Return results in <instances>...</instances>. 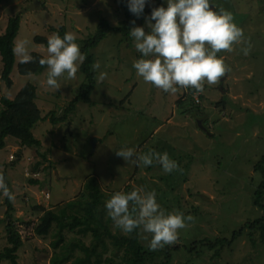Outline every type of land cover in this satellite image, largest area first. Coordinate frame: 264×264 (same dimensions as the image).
<instances>
[{"label": "rangeland", "instance_id": "374dc122", "mask_svg": "<svg viewBox=\"0 0 264 264\" xmlns=\"http://www.w3.org/2000/svg\"><path fill=\"white\" fill-rule=\"evenodd\" d=\"M37 1L40 8L30 12L31 0H0V35L11 17L21 16L12 87L1 78L0 62V108L2 97L14 99L31 83L37 87L36 103L44 119L33 130L42 142L39 149L23 147L10 137L0 148V175L15 194L9 202L0 196V252L8 245L6 221L11 218L23 240L18 264H51L57 252L53 244L59 240L58 230L53 229L46 237L35 235L34 227L44 215L41 209L58 211L76 199L94 176L105 196L104 204L116 191L143 187L155 190L158 202L167 211L179 210L195 218L178 230L173 244L155 251L149 248L151 234L140 230L142 246L154 255L146 264H164L168 251L170 264H264V230L252 228L264 212L255 205V192L264 180V164L263 170L258 168L264 160V0H210L214 9L233 14L245 38H250L252 49L245 56L241 45L236 44L232 51L218 53L227 71L215 84L204 82L200 93L205 95L204 113L203 101L200 108L190 104L191 96L196 99L191 88L169 94L138 77L132 64L140 53L131 36L117 31H110L91 51L95 65L99 64V68L94 65L93 104L82 103L69 111L86 81L81 72L84 60L75 78H58V89L47 85L46 69L38 76H23L18 63L30 61L34 53L48 55L47 46L36 43L37 37L47 40L52 33L61 35L64 29L74 33L82 50L83 41L96 33L101 19H106L112 29H119L127 15L122 0H43V8L41 0ZM161 5L164 0H149L136 26L149 31L145 18L152 8ZM102 71L108 77L99 81ZM64 116L67 118L62 122L53 123V117ZM206 127L214 135L204 133ZM124 147L133 148L138 155L150 150L167 152L179 169L166 173L158 162L137 166L116 155ZM106 218H110L107 210ZM109 226L113 235H129L112 220ZM246 226L232 245L209 248L207 241H229L234 232ZM63 234L66 245L83 239L70 230ZM83 241L88 246L93 242L91 235ZM107 244L104 259L124 258V249L117 251L112 240Z\"/></svg>", "mask_w": 264, "mask_h": 264}, {"label": "clouds", "instance_id": "9594fccd", "mask_svg": "<svg viewBox=\"0 0 264 264\" xmlns=\"http://www.w3.org/2000/svg\"><path fill=\"white\" fill-rule=\"evenodd\" d=\"M148 2L127 0V7L140 17ZM164 5L152 8L150 16L145 18L149 31L146 32L144 26H134L129 31L140 53L132 68L144 82L169 94L177 93L180 88H191L195 95L204 91L205 81L212 85L225 75L227 66L223 56L218 55L221 50L232 51L234 45L239 44L243 55L250 54L251 40L245 38L244 30L230 11L214 9L210 0H164ZM47 53L39 63L47 66V85L57 89L58 78L64 75L75 78L79 63L85 59L72 32H66L63 37L52 33L47 39ZM95 67L99 68V64ZM107 77L108 73L102 71L97 78L103 81ZM116 155L137 166L158 162L166 173L179 169L178 162L167 152L150 150L138 155L133 148L124 147L116 151ZM0 196L10 201L15 199L3 175H0ZM104 207L107 216L123 232L140 229L151 234L149 248L153 251L173 244L178 230L195 219L179 210L167 211L158 202L156 191H146L143 187L112 193Z\"/></svg>", "mask_w": 264, "mask_h": 264}, {"label": "trees", "instance_id": "16d2710c", "mask_svg": "<svg viewBox=\"0 0 264 264\" xmlns=\"http://www.w3.org/2000/svg\"><path fill=\"white\" fill-rule=\"evenodd\" d=\"M43 2V0H41ZM41 7H45V1ZM127 15V21L125 25L119 29H112L106 19H101L99 22V28L96 33L83 41V47L81 52L85 59L81 65V72L85 75V83L81 86L80 92L77 97L72 101L70 110L73 111L79 104H93L91 101V93L96 87V75L97 71L94 70L95 58L91 54V51L96 49L99 44L108 36L110 31H117L126 35H129V31L132 27L136 26L138 20H142L145 11L142 16L136 17L132 14L126 4V0H122ZM135 21V24H133ZM21 28V16H13L9 19L6 31L0 35V62L3 64V70L1 78L6 82L8 87H12L13 80L12 74L16 67L17 58L15 53V40L19 34ZM66 32H61V36ZM36 43H42L47 46V40L41 37L36 38ZM43 56L34 53L31 56L30 61H22L18 63V72L20 75L38 76L46 69V65L42 66L39 61ZM194 95L195 90L190 89ZM202 95H199V103L193 98H190L191 105L199 107L201 104ZM37 87L31 83L25 85L14 99L9 97L1 98L0 108V148L5 146L6 138H13L20 142L21 146L27 148L39 149L42 142L37 139L33 130L37 124L44 120L41 116V110L37 103ZM64 116L61 119L53 117V123L57 124L65 120ZM263 163L258 165V168H262ZM189 168V166H188ZM264 174V170H263ZM126 192L133 190L131 186H128ZM255 205L264 211V180L256 190ZM105 196L99 185V180L96 177H91L83 188L81 194L67 204H64L58 211L44 210V215L41 217L40 222L34 227V233L39 237H46L49 233L55 229L58 230L59 240L53 244V248L57 250L54 253L51 264H68L73 258H76L72 264H146L154 255L149 253L140 242V229H137L129 235L119 237L113 235L110 230V218H106V209L101 208L104 205ZM10 200L8 199V202ZM131 203V202H130ZM10 210H13L10 207ZM7 223V243L8 245L0 252V263L7 261L10 264H18V253L23 246V240L17 227L12 223L10 218ZM258 224V226H257ZM261 228L264 230V212L263 216L252 226V228ZM240 229L238 232H234L231 240L220 239L212 243L207 241L209 248L215 250L217 248L223 249L226 246L232 245L239 237L242 236L244 230ZM64 230H70L77 235H80L83 239L91 235L92 244L86 245L83 239H75L70 244L66 245ZM108 240H112L117 251L125 250V256L120 261L112 259H104V254L108 252L109 247ZM101 250V251H100ZM80 252L81 255H76ZM156 254V253H155ZM167 261L164 264H170L172 256L168 251L166 255Z\"/></svg>", "mask_w": 264, "mask_h": 264}, {"label": "crops", "instance_id": "0c3cea01", "mask_svg": "<svg viewBox=\"0 0 264 264\" xmlns=\"http://www.w3.org/2000/svg\"><path fill=\"white\" fill-rule=\"evenodd\" d=\"M157 2H160L161 0H156ZM145 13H146V11H145ZM205 95H203V97H201L202 99V105L203 106H201V109H203L204 108V110H203V113L205 112V110H206V103H205V97H204ZM191 98H192V96H191ZM193 99V98H192ZM186 102L184 101V105L186 106ZM183 104L181 103V105H179L180 107H183L182 106ZM200 105V104H199ZM199 108H200V106H199ZM213 109H215V107H213ZM212 109V110H213ZM218 109V108H217ZM214 111V110H213ZM182 112H186L185 110L184 111H182ZM189 114H188V112H187V116H188ZM209 118H210V116H209ZM199 126L201 127L202 126V122H200L199 123ZM203 128V127H202ZM203 131H204V133H209L210 135H214L213 133H212V129H211V131H210V129L208 128V127H206L205 129H203ZM155 162V161H154Z\"/></svg>", "mask_w": 264, "mask_h": 264}, {"label": "water", "instance_id": "95a60500", "mask_svg": "<svg viewBox=\"0 0 264 264\" xmlns=\"http://www.w3.org/2000/svg\"><path fill=\"white\" fill-rule=\"evenodd\" d=\"M31 1H32V5L30 7H28V11L32 12V11L40 8L37 0H31ZM23 13H25V11H23ZM95 142H96V140L93 141V144Z\"/></svg>", "mask_w": 264, "mask_h": 264}, {"label": "built area", "instance_id": "2783aa9c", "mask_svg": "<svg viewBox=\"0 0 264 264\" xmlns=\"http://www.w3.org/2000/svg\"><path fill=\"white\" fill-rule=\"evenodd\" d=\"M199 95H201V94H200V93H198V94H195V98H196L195 100L197 101V103H199V102H200V101H199V99H200V98H199Z\"/></svg>", "mask_w": 264, "mask_h": 264}, {"label": "flooded vegetation", "instance_id": "af4514ba", "mask_svg": "<svg viewBox=\"0 0 264 264\" xmlns=\"http://www.w3.org/2000/svg\"><path fill=\"white\" fill-rule=\"evenodd\" d=\"M25 12L27 11V10H24Z\"/></svg>", "mask_w": 264, "mask_h": 264}]
</instances>
